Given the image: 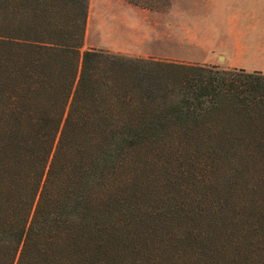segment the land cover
I'll list each match as a JSON object with an SVG mask.
<instances>
[{
  "label": "trees",
  "instance_id": "obj_1",
  "mask_svg": "<svg viewBox=\"0 0 264 264\" xmlns=\"http://www.w3.org/2000/svg\"><path fill=\"white\" fill-rule=\"evenodd\" d=\"M89 0H0V264H264V73L82 50Z\"/></svg>",
  "mask_w": 264,
  "mask_h": 264
},
{
  "label": "rangeland",
  "instance_id": "obj_2",
  "mask_svg": "<svg viewBox=\"0 0 264 264\" xmlns=\"http://www.w3.org/2000/svg\"><path fill=\"white\" fill-rule=\"evenodd\" d=\"M89 48L264 73V0H89Z\"/></svg>",
  "mask_w": 264,
  "mask_h": 264
},
{
  "label": "crops",
  "instance_id": "obj_3",
  "mask_svg": "<svg viewBox=\"0 0 264 264\" xmlns=\"http://www.w3.org/2000/svg\"><path fill=\"white\" fill-rule=\"evenodd\" d=\"M170 42V34H168V46H169V43Z\"/></svg>",
  "mask_w": 264,
  "mask_h": 264
},
{
  "label": "water",
  "instance_id": "obj_4",
  "mask_svg": "<svg viewBox=\"0 0 264 264\" xmlns=\"http://www.w3.org/2000/svg\"><path fill=\"white\" fill-rule=\"evenodd\" d=\"M220 58V57H219Z\"/></svg>",
  "mask_w": 264,
  "mask_h": 264
}]
</instances>
